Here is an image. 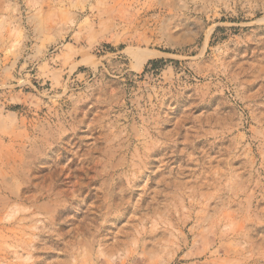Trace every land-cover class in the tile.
Listing matches in <instances>:
<instances>
[{
    "label": "rangeland",
    "instance_id": "374dc122",
    "mask_svg": "<svg viewBox=\"0 0 264 264\" xmlns=\"http://www.w3.org/2000/svg\"><path fill=\"white\" fill-rule=\"evenodd\" d=\"M0 264H264V0H0Z\"/></svg>",
    "mask_w": 264,
    "mask_h": 264
},
{
    "label": "bare ground",
    "instance_id": "6f19581e",
    "mask_svg": "<svg viewBox=\"0 0 264 264\" xmlns=\"http://www.w3.org/2000/svg\"><path fill=\"white\" fill-rule=\"evenodd\" d=\"M144 60H145L144 56H135V61H136L135 63H138L139 65H141L144 62ZM138 64L136 66L139 68Z\"/></svg>",
    "mask_w": 264,
    "mask_h": 264
},
{
    "label": "trees",
    "instance_id": "16d2710c",
    "mask_svg": "<svg viewBox=\"0 0 264 264\" xmlns=\"http://www.w3.org/2000/svg\"><path fill=\"white\" fill-rule=\"evenodd\" d=\"M162 62H163V61H161V60H158V61H150V62H148V65H150V66H152V67H155V66H157V65L162 64Z\"/></svg>",
    "mask_w": 264,
    "mask_h": 264
}]
</instances>
